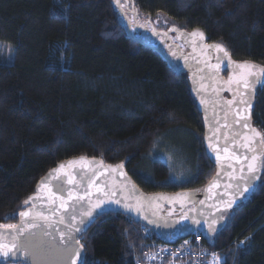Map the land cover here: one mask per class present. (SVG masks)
<instances>
[{
  "label": "trees",
  "instance_id": "trees-1",
  "mask_svg": "<svg viewBox=\"0 0 264 264\" xmlns=\"http://www.w3.org/2000/svg\"><path fill=\"white\" fill-rule=\"evenodd\" d=\"M125 1L139 22L163 15L181 29H199L233 59L264 66V0ZM120 24L113 0H0V43L13 49L12 62H0V224H16L37 182L71 158L124 163L148 194L200 190L213 176L187 76L130 40ZM253 124L264 134V88ZM170 135L185 139L193 176L182 186L167 183L162 161L147 163ZM224 218L204 245L225 264H264V167L251 198ZM150 239L158 240L110 213L79 240L86 264H138Z\"/></svg>",
  "mask_w": 264,
  "mask_h": 264
},
{
  "label": "water",
  "instance_id": "water-1",
  "mask_svg": "<svg viewBox=\"0 0 264 264\" xmlns=\"http://www.w3.org/2000/svg\"><path fill=\"white\" fill-rule=\"evenodd\" d=\"M113 4L118 10V21L121 23L120 25L123 27L126 36L130 40L158 53L168 69L173 73L177 75L187 73L190 91L195 99L196 110L201 117L204 153L208 161L214 166V174L200 190H179L175 193L148 194L134 183L126 171L124 163L105 164L101 159L88 157H83L84 163H79L82 157L71 158L58 163L37 182L33 194L26 199L29 200L30 197L33 198L35 201V208L33 209L32 202L28 205L23 203L25 208L22 211L32 210L34 212H42L48 215L50 219L56 220H58L61 215L65 216V223H56L54 227L45 229V231L50 232L51 235L44 236L40 234L39 229H32L31 231L36 232L37 235L29 237V230L25 229L23 236L20 237L21 240L25 238L31 240L33 245L31 250L35 254V264H62L55 250L51 249L53 237H55L57 244L60 240V235L56 231L57 229L69 232L70 229L65 227V224H76L83 218L86 222V226L82 225L81 227L83 230L79 233H74L76 238L80 239L100 216L110 213H122L126 215L135 223L148 227L159 241L169 245H173L180 240L188 238L193 233H199L204 242L211 244L214 235L218 233L225 224L224 215L246 203L255 192L261 179L262 167L256 173L257 178L253 180L249 186L248 181L243 178L249 175L247 173V162L241 160L240 163H236L235 159L232 158L233 146L229 141L233 128L239 129V125L233 124L232 122L237 119L235 112L239 111L237 105L240 97H236V103L232 106H229L227 103V101L233 99V91L228 90L230 86L227 84L229 76L232 75V69L228 67L229 58L224 57L222 52L218 53L217 51L216 57H207L206 50L201 49L198 51L199 57H190L181 67H176L174 62L169 57L159 52L157 47H153L146 43L142 39V36H136L133 33L131 20L126 16L124 10L119 7L114 0ZM130 13L136 23L137 14L133 9V3L131 4ZM206 40L207 38L205 37L202 43ZM215 44L217 43H213V45ZM217 56L220 57V70L218 73L214 68L208 67V65L214 66L217 64ZM230 59L233 66L238 63L248 62L254 64L257 68H264V66L250 61H237L231 56ZM226 72L227 78H224L223 74ZM210 76H214L215 79H209ZM231 87L235 89L234 84L231 85ZM262 88H264V78L257 83L252 92L251 103L253 107L245 111V114H250L251 127L255 128L260 133L262 132L253 124V113L256 107L257 93ZM202 98L204 101L203 103L201 102ZM226 110L228 111L227 117H225ZM226 122L231 125V127H224ZM239 130L244 132L247 131V129ZM210 143L213 147L218 149L217 152H214L212 148L209 147ZM226 145L228 146L227 153L224 151ZM235 151L243 153L246 150L236 146ZM217 155H220V161H217ZM70 161H76L77 163L69 166ZM100 161L103 162L102 165ZM60 165H65L66 171L76 176H84L87 179L83 187L78 188H73V185H69L66 182L64 183L66 189H72L74 195H83L84 199L82 201H77L75 199L69 200L68 204L65 205V207L69 209V213L66 214L61 208L58 216L53 218L48 211V209L52 207V205L48 203V193L44 189H41L40 185L45 181L48 185L57 183L52 177L58 174L53 173L52 170L58 168ZM117 165H122L123 167L116 169ZM113 169L116 170L113 171ZM234 169L235 171H233ZM93 172L98 173V175L93 177ZM60 179L66 181L67 177L60 176ZM88 180L93 181L91 188H88ZM79 183L80 181L77 180L76 184L79 185ZM245 186H248V191H244ZM85 189L88 190L90 195L84 194ZM97 189H99V191ZM67 196L68 193L65 192V199H67ZM101 200L104 201V203L100 205V207H96L97 202ZM112 200L118 201V203L113 204L111 203ZM73 205L77 207L75 213L76 220L69 221L67 217L71 213ZM80 205L85 209H91L95 218L90 220L87 216L81 217L79 211ZM56 207L59 208V201L56 202ZM19 213L20 212L17 213V222L15 224L18 226L22 224V218ZM222 215L223 219L220 218ZM25 219H30V217ZM195 221H199V223ZM213 221H215V223H213ZM209 225L212 226L214 231L209 230ZM4 231V229H0V232ZM5 242H7V240H5ZM73 246L79 247L75 244H73ZM60 247H63V245H60ZM82 257L85 261L84 248L82 249ZM9 263L33 264V261L30 257H25L22 253H17L16 257L11 260L0 257V264ZM77 264H81L80 258H77Z\"/></svg>",
  "mask_w": 264,
  "mask_h": 264
},
{
  "label": "snow or ice",
  "instance_id": "snow-or-ice-1",
  "mask_svg": "<svg viewBox=\"0 0 264 264\" xmlns=\"http://www.w3.org/2000/svg\"><path fill=\"white\" fill-rule=\"evenodd\" d=\"M114 2L117 3L118 6L122 9L125 7V4H122L120 0H114ZM145 23H147V21ZM169 30L176 31L177 29L170 28ZM153 34H156L154 29ZM191 36L193 37L194 44L196 40L201 42L205 40L204 33L201 32L199 29L193 31L191 33ZM211 47L215 49V51H217L218 53L222 52L224 54V57L229 58L228 67L232 69V75L229 76L227 84L230 86L228 90L233 91V99L227 101V103L229 104V106H232L236 103V97H240L237 105L239 111L235 112L237 119L234 120L232 123L239 125V129H247V131L244 132L237 128H233L230 134L231 139L229 143L233 146L232 158L235 159L236 163H240L241 160L247 162V173L249 175L243 178L248 181V185L250 186L251 182L257 178L256 173L258 172V170L261 167H264V134L258 132L255 128L251 127L250 114H245V111L250 110L253 107L251 103V95L257 83H259L261 79L264 78V68H257L254 64L248 62L238 63L233 66L230 59V54L222 44L211 45ZM208 67L214 68L215 71L218 73L220 70V57L217 56L216 65H208ZM209 79H215V77L210 76ZM233 84L235 85V89L231 87V85ZM201 102H204L203 98ZM227 115L228 111L226 110L225 117H227ZM224 127H231V125L226 122ZM236 146H238L239 148H243L246 151H244L243 153L237 152L235 151ZM209 147L212 148L214 152L218 151V149L213 147L211 143L209 144ZM224 151L225 153L228 152L227 145L225 146ZM216 159L217 161H220V155H217ZM74 163L77 162L70 161L69 166ZM79 163H84L83 157L81 158ZM100 164L102 165L103 162L100 161ZM122 167V165H117L116 169ZM65 168V165H60L58 166V168L52 170L53 173L58 174L52 177L57 181V183L53 185H48L45 181L42 182V184L40 185V188L44 189L48 193V203L52 205V207L49 208L48 211L51 213V216L53 218L58 216L61 208L66 214L69 213V209L65 207V205L68 204L69 200L75 199L77 201H82L84 199L83 195H74L72 189H66L64 187V183L66 182L69 185H73V188L83 187L87 178L84 176H76L73 173L66 171ZM116 169H113V171H115ZM233 171H235V169ZM92 175L93 177H96L98 173L93 172ZM60 176L67 177V180H61ZM77 180L80 181L79 185L76 184ZM92 183V180H88V188H91ZM97 190L99 191V189ZM244 191H248V186H245ZM65 192L68 193L67 199H65L64 197ZM84 194L90 195L87 189L84 190ZM57 201H59V208L56 207ZM30 202L33 203L34 209L35 201L33 198L30 197L29 200L24 201V204L28 205ZM103 203L104 201L102 200L98 201L96 207H100V205H102ZM111 203L115 204L118 203V201L112 200ZM76 211L77 207L73 205L71 208V213L67 217L69 221L76 220ZM79 211L81 217L87 216L90 218V220L95 218L93 211L91 209L83 208L82 205H80ZM19 215L22 218V224L19 226L14 224H0V229L5 230L4 232H0V257L11 260L16 257L17 253H22L25 257H30L33 261V264H35V254L31 250L33 248L31 240L28 238L21 240L20 237L23 236L25 229L29 230V237H34L37 235L36 232L31 231L32 229H39L40 234L44 236L51 235V233L45 231V229L54 227L56 223H65V216H59L58 220L50 219L48 215L42 212H34L32 210L20 211ZM29 217L30 219H25ZM220 218L223 219V215ZM195 222L199 223V221ZM213 223H215V221H213ZM82 225L86 226V222L83 218H81L76 224H65V227H68L70 229L69 232H64L60 229L56 230L60 235V240L57 244L55 237H53L51 249L55 250V253L60 257L62 264H77V258H80L81 264H86L82 257V249L84 248V245H82L80 243V240L77 239L74 235V233H79L83 230L81 227ZM209 230L214 231L211 225H209ZM5 240H7V242H5ZM240 243L243 244L244 241H241ZM73 244L78 245L79 247H74ZM60 245H63V247H60Z\"/></svg>",
  "mask_w": 264,
  "mask_h": 264
},
{
  "label": "flooded vegetation",
  "instance_id": "flooded-vegetation-1",
  "mask_svg": "<svg viewBox=\"0 0 264 264\" xmlns=\"http://www.w3.org/2000/svg\"><path fill=\"white\" fill-rule=\"evenodd\" d=\"M125 5H128L126 3ZM128 7V6H126ZM128 9L126 12L128 13ZM131 23L133 25V33L136 36H142V39L153 47H157L159 52L164 54V56L169 57L176 67H181L184 62H187L190 57H199L198 51L205 49L207 52V57H216V51L211 47L213 42L206 40L204 43L196 40L195 44L193 42V37L191 33L193 30H185L174 25H169L166 28H157L150 20L147 23H139L136 19L132 18ZM170 28L177 29L176 31H170ZM153 29L156 34H153ZM148 49V48H147ZM150 50V49H149ZM156 53V52H155ZM161 57L158 53H156ZM181 75H186L183 73ZM224 78H227V72L223 74Z\"/></svg>",
  "mask_w": 264,
  "mask_h": 264
},
{
  "label": "built area",
  "instance_id": "built-area-1",
  "mask_svg": "<svg viewBox=\"0 0 264 264\" xmlns=\"http://www.w3.org/2000/svg\"><path fill=\"white\" fill-rule=\"evenodd\" d=\"M141 234L148 239L153 233L148 227L141 225ZM217 262L225 264L222 253L205 246L201 235L193 233L173 245L150 239L138 264H217Z\"/></svg>",
  "mask_w": 264,
  "mask_h": 264
},
{
  "label": "rangeland",
  "instance_id": "rangeland-1",
  "mask_svg": "<svg viewBox=\"0 0 264 264\" xmlns=\"http://www.w3.org/2000/svg\"><path fill=\"white\" fill-rule=\"evenodd\" d=\"M121 3L124 4L125 0H121ZM126 9L129 10L128 13L126 12ZM123 10L126 16L130 20H132L133 16L130 13L131 6L129 5V2H128V5H125ZM146 21L148 20H144L143 22H139V21L138 22L145 23ZM151 23H153L155 27L157 28H166L169 25H174L171 20L167 19L163 15H156L151 20ZM12 60H13L12 47L8 45L7 43L1 42L0 43V62L11 63ZM184 141H185L184 138L182 137L176 138L175 136L173 137L172 135L164 139H161L159 143L161 144V146L163 144V147L165 145L164 147L165 149L160 148L158 144L157 146L153 147L152 153L147 158V163L153 159H157L165 163L170 170V175H169V179L167 183L174 184L176 186H182V185L187 184L188 182L192 180V176H193L190 174L191 167L188 164L189 162H187L186 160L187 153L185 155V150H184L185 147L183 146ZM143 167L145 170V165ZM142 255H141V258H142ZM141 258L138 260V262L141 260Z\"/></svg>",
  "mask_w": 264,
  "mask_h": 264
}]
</instances>
